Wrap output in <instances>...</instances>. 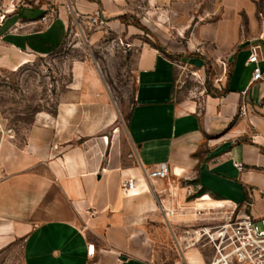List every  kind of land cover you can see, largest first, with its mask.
<instances>
[{
	"label": "crops",
	"instance_id": "1",
	"mask_svg": "<svg viewBox=\"0 0 264 264\" xmlns=\"http://www.w3.org/2000/svg\"><path fill=\"white\" fill-rule=\"evenodd\" d=\"M170 1L148 0L147 11ZM123 2L0 0V74L57 52L73 12L99 14L117 27L109 21L124 15ZM260 42L264 26L230 55L220 93L205 94L201 108L175 100L178 70L169 50L137 44L125 128L107 105L99 120L78 123L87 102L66 101L18 148L0 111V253L21 241L23 264H209L214 250L195 233L206 224L199 210L225 202L264 215V81H253L248 64L250 47ZM260 67L264 75L263 55ZM161 163L169 177L149 179ZM128 179L134 196L122 190ZM170 241L175 255L167 252Z\"/></svg>",
	"mask_w": 264,
	"mask_h": 264
},
{
	"label": "rangeland",
	"instance_id": "2",
	"mask_svg": "<svg viewBox=\"0 0 264 264\" xmlns=\"http://www.w3.org/2000/svg\"><path fill=\"white\" fill-rule=\"evenodd\" d=\"M228 3L232 10H227ZM262 4L260 0L242 4L233 0H171L156 6L151 14L148 0H124V15L109 21L117 27H110L99 14L88 18L73 12L69 33L57 52L34 57L19 69L0 74L2 122L22 148L42 117H57L66 101L85 100L86 110L78 123L99 120L107 105L125 128L134 102L133 71L140 44L160 49L164 43V50L177 62L175 100L196 101L201 108L205 94L220 93L221 81L230 70V55L244 41L260 37ZM132 44L136 47L131 48ZM257 45L264 56V43ZM46 126L50 125L44 122L41 127ZM199 193H192L189 199ZM219 211L199 210L196 215L202 221L205 213L219 218ZM167 252L175 255L172 241ZM0 264H23L21 241L0 253Z\"/></svg>",
	"mask_w": 264,
	"mask_h": 264
},
{
	"label": "built area",
	"instance_id": "3",
	"mask_svg": "<svg viewBox=\"0 0 264 264\" xmlns=\"http://www.w3.org/2000/svg\"><path fill=\"white\" fill-rule=\"evenodd\" d=\"M46 20V18H44ZM249 65H254L253 81H264L259 45L250 47ZM236 167L242 168L240 164ZM170 175L167 163H161L148 174L149 179L163 180ZM122 190L127 196H134L136 183L128 179L122 183ZM264 202V188L260 190ZM250 206H225L219 211V218L204 214L203 222L207 225L195 233L199 241H206L214 250V257L209 264H264V215L256 218L248 208ZM91 253L94 246H90Z\"/></svg>",
	"mask_w": 264,
	"mask_h": 264
},
{
	"label": "bare ground",
	"instance_id": "4",
	"mask_svg": "<svg viewBox=\"0 0 264 264\" xmlns=\"http://www.w3.org/2000/svg\"><path fill=\"white\" fill-rule=\"evenodd\" d=\"M225 204H226L225 202H215V203H212L210 205V206H212V209L211 210H220L221 211L223 208H225V206H226ZM199 206H200V208H206L205 207V204H200Z\"/></svg>",
	"mask_w": 264,
	"mask_h": 264
},
{
	"label": "trees",
	"instance_id": "5",
	"mask_svg": "<svg viewBox=\"0 0 264 264\" xmlns=\"http://www.w3.org/2000/svg\"><path fill=\"white\" fill-rule=\"evenodd\" d=\"M159 48H160V50L164 51V48H163V47H159ZM168 55L171 56V57H173V55H171V54H168ZM209 94H210V93H209ZM202 193H203V192L200 191V193L196 196V198L202 196V195H203Z\"/></svg>",
	"mask_w": 264,
	"mask_h": 264
}]
</instances>
